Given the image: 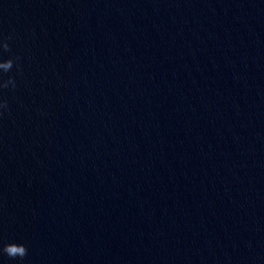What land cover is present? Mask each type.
<instances>
[{"label": "water", "instance_id": "1", "mask_svg": "<svg viewBox=\"0 0 264 264\" xmlns=\"http://www.w3.org/2000/svg\"><path fill=\"white\" fill-rule=\"evenodd\" d=\"M0 264H264V0H0Z\"/></svg>", "mask_w": 264, "mask_h": 264}]
</instances>
